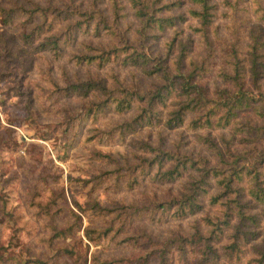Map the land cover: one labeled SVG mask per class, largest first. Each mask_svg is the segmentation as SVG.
<instances>
[{
	"label": "trees",
	"instance_id": "trees-1",
	"mask_svg": "<svg viewBox=\"0 0 264 264\" xmlns=\"http://www.w3.org/2000/svg\"><path fill=\"white\" fill-rule=\"evenodd\" d=\"M82 1L62 0V6L48 3L37 7L45 19L53 14L60 25L58 32L44 36L39 46L58 56L65 44H70L76 49L70 50L69 58L76 64L119 63L159 79L147 88H141L136 78L127 85L107 88L97 75L70 83L67 91L107 96L102 101L90 100L86 116L105 109L120 114L134 109L132 117L118 123L122 131L159 123L186 125L193 131L204 127L231 129L224 147L208 133L196 135L212 154L213 162L202 153L183 150L179 143L163 148L139 140L142 151L134 154L136 167L145 169L151 180L171 182L185 172L189 178L177 194L135 206V211L141 215L150 208L152 220L156 214L174 219L197 214L193 229L189 233L175 230L160 241L151 237V258L146 249L143 255L113 257L102 264H147L150 259L151 264H172L178 252L193 253L197 264L240 260L244 244L264 229V148L257 143L264 137V101L260 104L251 93L253 86L264 98L259 81L264 67V0H86L85 5ZM128 14L136 21L134 29L122 20ZM182 25L197 38L182 36ZM36 28H42L41 24ZM165 30L171 31L164 42L165 50L152 55L148 41ZM102 34L114 40L104 45L79 38ZM209 75L219 76L226 84L215 89V95L208 94L200 82ZM249 109L261 117V123L242 116ZM235 134L240 135L241 143L251 144L231 148ZM115 209L121 210L118 204ZM73 228V224L53 227L48 237L51 246L57 237L70 235L71 241L55 250L52 247L49 256L29 258L20 264H53L60 251L85 260ZM2 258L0 253V264H5ZM246 263L264 264V249L247 257Z\"/></svg>",
	"mask_w": 264,
	"mask_h": 264
},
{
	"label": "rangeland",
	"instance_id": "rangeland-1",
	"mask_svg": "<svg viewBox=\"0 0 264 264\" xmlns=\"http://www.w3.org/2000/svg\"><path fill=\"white\" fill-rule=\"evenodd\" d=\"M61 2L0 0V253L5 264L49 256L52 247L55 250L64 246L72 237H57L51 246L48 237L52 228L73 224L85 260L60 251L53 264H102L113 257L143 255L146 249L151 258V237L160 241L175 230L189 233L197 214L175 219L156 214L153 220L150 208L137 214L135 206L150 204L154 199L166 200L177 194L189 178L185 172L171 182L151 180L145 169L136 167L138 160L134 154L142 151L138 148L139 140L163 148L179 143L183 150L202 153L213 162L212 154L196 140V135L208 133L224 147L231 129L204 127L193 131L186 125L168 127L159 123L122 131L118 123L132 117L134 109L121 114L105 109L86 116L90 100L102 101L107 96L101 92L67 91L70 83L97 75L107 88L127 85L135 78L141 88H147L159 79L146 75L140 68L119 63L76 64L69 58L70 50L76 49L70 44H65L58 56L53 50L40 47L44 36L56 34L60 25L53 14L45 19L37 7L48 3L62 6ZM122 20L130 22V29H134L136 21L130 14ZM38 23L42 28H36ZM180 27L184 30L182 36L197 38L187 26ZM170 35L171 31L165 30L148 41L152 55L163 53L164 42ZM79 38L104 45L114 40L106 34ZM261 69L259 81L264 92V67ZM200 82L210 95L226 85L216 75L206 76ZM251 88L262 104L260 91ZM242 116L262 122L252 109ZM261 140L258 146L264 148V137ZM249 144L241 143L240 135L235 134L229 146L241 148ZM116 204L121 209L118 212ZM244 247L240 260L213 264H247V257L264 249V229ZM171 261L198 262L190 252H178ZM147 264H151V259Z\"/></svg>",
	"mask_w": 264,
	"mask_h": 264
}]
</instances>
